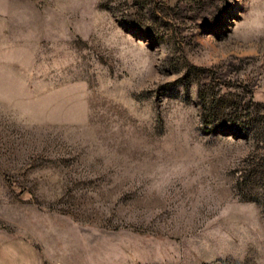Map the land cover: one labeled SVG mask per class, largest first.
<instances>
[{
	"label": "rangeland",
	"instance_id": "374dc122",
	"mask_svg": "<svg viewBox=\"0 0 264 264\" xmlns=\"http://www.w3.org/2000/svg\"><path fill=\"white\" fill-rule=\"evenodd\" d=\"M0 264H264V0H0Z\"/></svg>",
	"mask_w": 264,
	"mask_h": 264
}]
</instances>
